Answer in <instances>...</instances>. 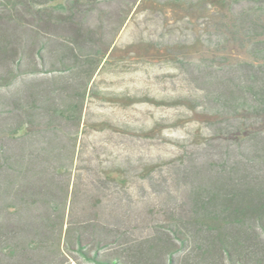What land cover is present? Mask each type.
<instances>
[{
    "label": "rangeland",
    "instance_id": "rangeland-1",
    "mask_svg": "<svg viewBox=\"0 0 264 264\" xmlns=\"http://www.w3.org/2000/svg\"><path fill=\"white\" fill-rule=\"evenodd\" d=\"M87 3L85 24L105 52L88 80L84 67L59 72L61 66L46 61L37 65L40 73L0 88V148L12 157L27 153L33 161L30 177L23 181L50 190L56 204L24 206L12 196L16 208H0V264H89L64 247L69 223L100 230L107 222L109 228L141 238L166 222L171 210L186 208L185 192L192 183L226 177L231 168L238 176L264 180V164L251 162L263 148L264 120L253 124L260 129L256 146L243 136L234 141L229 132L216 130L226 117L216 118L202 97L215 92L207 75L221 60L199 57L202 44L215 32L212 13L197 7L200 0ZM1 36L8 52L24 42L19 32ZM58 40L54 37L53 47ZM34 42L27 41L24 48L34 50ZM13 55L2 56L0 66H13ZM212 79L219 87L227 84L215 74ZM62 92L81 93L79 123H62L64 135L55 141L63 158L72 149V164L65 171L57 169L56 159L36 158L42 137L13 133L32 111L11 105ZM67 133L75 137L74 148L65 143ZM29 146L36 155L33 148L29 155ZM41 218L48 220L44 227L37 223ZM29 242L35 244L28 247ZM5 244L14 246V252L3 250Z\"/></svg>",
    "mask_w": 264,
    "mask_h": 264
},
{
    "label": "trees",
    "instance_id": "trees-1",
    "mask_svg": "<svg viewBox=\"0 0 264 264\" xmlns=\"http://www.w3.org/2000/svg\"><path fill=\"white\" fill-rule=\"evenodd\" d=\"M207 1L200 0L197 7L202 13H212L215 32L202 44L199 57L221 62L207 75L215 92H205L202 97L216 118L226 117L219 121L225 125L219 124L218 132H229L234 141L246 137L253 147L260 131L254 128V121L264 120V0ZM87 4V0H0V61L14 53L13 66H0V88L24 75L40 73L37 65L45 66L46 61L61 66L59 72L84 67L88 80L105 52L94 44L92 30L85 24ZM17 32L24 42L16 52H8L1 34ZM54 37L59 38L56 48ZM31 40L35 48L27 51L24 47ZM214 74L226 78V86L219 87L212 79ZM75 95L62 92L52 99L39 98L36 106L33 99L26 104L10 103L18 111H32V115L24 114L13 133L42 137L44 146L36 158L58 160V170L65 171L73 160L72 149L63 158V148H56L55 141L64 135L62 123L77 125L80 121L81 93ZM66 138V145L74 148L75 137L72 141L67 133ZM262 142L261 152L254 153L251 162L264 164ZM34 151L29 146V155H36ZM32 161L27 153L12 157L0 148V208H16L12 196L24 206H56L50 190L23 181L30 177ZM235 171L231 168L226 177L216 175L192 183L185 192L186 208L171 210L167 221L155 225L144 237L133 239L119 228H109L107 222L100 230L72 228L69 223L64 247L89 264H264V180L238 176ZM17 183L21 184L15 188ZM47 221L41 218L37 223L44 227ZM2 248L9 253L15 250L6 244Z\"/></svg>",
    "mask_w": 264,
    "mask_h": 264
}]
</instances>
